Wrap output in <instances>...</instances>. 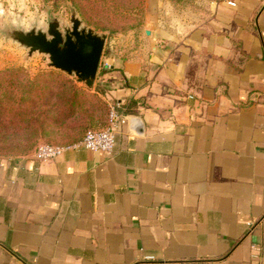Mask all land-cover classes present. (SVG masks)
Returning <instances> with one entry per match:
<instances>
[{
    "label": "crops",
    "instance_id": "obj_1",
    "mask_svg": "<svg viewBox=\"0 0 264 264\" xmlns=\"http://www.w3.org/2000/svg\"><path fill=\"white\" fill-rule=\"evenodd\" d=\"M198 6L106 45L112 155L0 157V264H264V0Z\"/></svg>",
    "mask_w": 264,
    "mask_h": 264
},
{
    "label": "rangeland",
    "instance_id": "obj_2",
    "mask_svg": "<svg viewBox=\"0 0 264 264\" xmlns=\"http://www.w3.org/2000/svg\"><path fill=\"white\" fill-rule=\"evenodd\" d=\"M166 1L173 4L177 9H190L199 7L198 2L202 0ZM69 3H62L56 8L52 0H0V95L3 91L8 95L14 93L18 97L21 95L30 96L27 91L28 88L34 82H39V89H45L50 94L48 100L53 95L50 102L52 103L56 101L54 95L62 90V86L52 76L46 75L50 72L61 74L70 79L85 92V96L80 99L83 110L77 112V117L69 120L62 129H51L46 138L38 140V146L49 141L66 142L80 139L87 130L103 127L107 122L110 110V106L103 98V89L100 84L94 86L93 89H88L83 83H79L76 78H71L58 70L49 68L47 56L36 53L28 57L27 49L2 36V32L9 26L20 27L27 31L36 25L38 28L47 30L48 19L51 15L58 18L62 25L71 26ZM80 17L82 18L81 15ZM109 17L108 19L106 17L103 19V23L108 27L107 31L96 30L82 18L86 26L93 28L99 33H105L108 36L106 43L107 50L104 55L106 59L110 55H115L118 46L117 39L120 36L138 32L144 26V24L143 26L140 24L142 22V14L129 17L126 20L116 16H114L115 18ZM143 20H145V16ZM124 27L126 29L120 31ZM37 95L46 99L43 95V90ZM40 103L46 104V102L41 100ZM9 126L13 125L10 124ZM47 126L51 127L52 125L47 123Z\"/></svg>",
    "mask_w": 264,
    "mask_h": 264
},
{
    "label": "trees",
    "instance_id": "obj_3",
    "mask_svg": "<svg viewBox=\"0 0 264 264\" xmlns=\"http://www.w3.org/2000/svg\"><path fill=\"white\" fill-rule=\"evenodd\" d=\"M52 1L56 8L62 3L71 2L85 22L98 31L108 30L107 25L103 23V19L105 17L108 19L109 16H111L109 18H115L114 16H116L126 20L129 17L142 14L140 24L143 26L147 2V0ZM125 29L124 27L120 31ZM46 75L52 76L62 86V90L54 95L56 101L52 103L50 102L53 95L48 100L50 94L45 89L42 90L46 99L37 95L42 92L39 89V82H34L28 88L27 91L30 96L21 95L18 97L14 93L8 95L2 91L0 95V157L13 158L29 155L38 146L40 138H46L53 128L62 129L69 120L77 117L78 111L83 110L80 99L85 96V92L81 88L61 74L50 72ZM40 100L46 102V104L40 103ZM125 113L126 115L132 114L129 107ZM47 123L52 126L48 127ZM10 124L13 126H9ZM80 139L66 142L49 141L46 143L64 146L75 143Z\"/></svg>",
    "mask_w": 264,
    "mask_h": 264
},
{
    "label": "water",
    "instance_id": "obj_4",
    "mask_svg": "<svg viewBox=\"0 0 264 264\" xmlns=\"http://www.w3.org/2000/svg\"><path fill=\"white\" fill-rule=\"evenodd\" d=\"M71 26L50 16L47 30L36 25L30 30L9 26L2 32L7 40L28 50V57L38 53L48 57L49 68L76 78L88 89L95 86L108 36L85 25L71 2ZM138 118L128 117V125L138 123Z\"/></svg>",
    "mask_w": 264,
    "mask_h": 264
},
{
    "label": "built area",
    "instance_id": "obj_5",
    "mask_svg": "<svg viewBox=\"0 0 264 264\" xmlns=\"http://www.w3.org/2000/svg\"><path fill=\"white\" fill-rule=\"evenodd\" d=\"M230 5L236 7L235 2H230ZM104 67L105 69H110L108 65ZM127 125L128 116L120 109L119 105H112L110 106L107 122L104 127L87 131L82 139L69 145L40 144L34 150L33 155L39 163L55 161L64 154L72 151L86 150L112 155L116 147L117 137L122 128ZM253 249L257 257L261 252V248L254 245Z\"/></svg>",
    "mask_w": 264,
    "mask_h": 264
}]
</instances>
